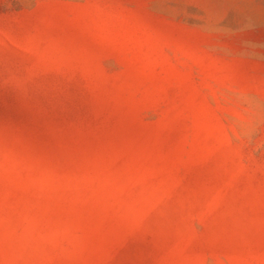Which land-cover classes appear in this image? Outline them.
I'll use <instances>...</instances> for the list:
<instances>
[{"label":"rangeland","instance_id":"374dc122","mask_svg":"<svg viewBox=\"0 0 264 264\" xmlns=\"http://www.w3.org/2000/svg\"><path fill=\"white\" fill-rule=\"evenodd\" d=\"M0 264H264V0H0Z\"/></svg>","mask_w":264,"mask_h":264}]
</instances>
